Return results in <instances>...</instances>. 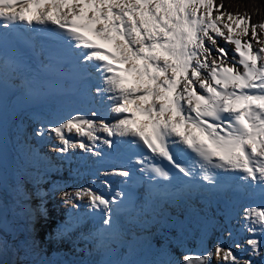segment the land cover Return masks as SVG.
Returning <instances> with one entry per match:
<instances>
[{
	"label": "snow or ice",
	"instance_id": "6c2138e0",
	"mask_svg": "<svg viewBox=\"0 0 264 264\" xmlns=\"http://www.w3.org/2000/svg\"><path fill=\"white\" fill-rule=\"evenodd\" d=\"M223 8L216 0H0V79L20 78L25 92L33 90L36 80L23 57L2 52L17 43L33 47L35 34L44 31L63 40L84 85L79 105L42 121L34 136L55 140L59 158L78 149L82 160L119 162L103 172L96 167L88 187L61 192L73 209L87 199L90 215L99 216L101 241L119 233L117 216L132 204L135 163L155 174L149 183L203 180L205 191L230 196L222 222L213 226L232 244L185 256L184 264H212L214 257L222 264H264V21ZM149 159L161 164L149 166ZM46 176H37L39 203L26 213L29 235L19 244L26 254L36 247L37 218L50 222L47 203L60 191L43 190ZM114 177L125 178V187L114 189ZM97 183L114 195L106 197ZM4 207L0 196V232ZM80 219L71 212L46 238L69 241ZM244 234L243 242L236 238ZM6 247L0 235V256Z\"/></svg>",
	"mask_w": 264,
	"mask_h": 264
},
{
	"label": "bare ground",
	"instance_id": "6f19581e",
	"mask_svg": "<svg viewBox=\"0 0 264 264\" xmlns=\"http://www.w3.org/2000/svg\"><path fill=\"white\" fill-rule=\"evenodd\" d=\"M220 43L222 45L224 44L222 40ZM226 47L229 49V59H231V50L234 46L228 44ZM42 100L43 103L35 110H27L22 114L15 116H11L8 113L5 115L8 131L7 135L12 148L11 154L14 168L11 172V178H9L5 184L0 183V196H2L5 205L4 212L8 215H12L15 219L18 237L15 240H11L9 239V235L3 230L0 232V235L3 236L7 247L9 246L8 248L10 252H13V246L11 244H17L19 247L20 242L29 235L26 227L28 224L26 210H31V207L35 205V200L38 198L32 196L33 198L29 199L27 187L31 182L37 180L36 178L38 175L53 174L60 178L58 179L59 183H62L63 186L59 187L60 192L57 191L58 193L55 194V200L57 197L61 198L60 195L62 191H71L79 187H88L90 184L87 177L82 174L75 175L73 179L65 177L68 175V172H65L64 169H68L69 165L66 163H62V165H60L59 161L56 160V156L53 158L52 155H49V152L50 154L53 152V145L58 147L57 142L55 140L45 142L44 140H39V138L34 136V129H36L42 121L47 122L52 117L57 116L58 114H66L69 111L68 108L63 107V102H56L52 97H48L47 99L32 98V101L35 103ZM30 136L32 138L30 143H28ZM26 139L27 142L25 141ZM99 186L102 187L101 184H99ZM193 199L195 198L192 196L191 200ZM195 201L196 203H192V201L191 203H184L183 201V203L179 204V207L177 208H170L168 206H157L153 208L142 207L139 211H137L135 216L127 217L125 222L120 226L119 233L109 237L111 238V242H108L103 246L108 247L110 245H115V247L117 246L118 248L113 252H107L103 247L102 249L98 248L97 250L102 252V254L98 256V259L94 258L92 260H97L96 264H115L116 258L123 251V249L125 250L126 248H130V245H134L136 247L141 246L142 248L143 245L140 244V241L145 236H149V238L154 241L155 235L158 233L160 226L171 224L175 225L181 221H193L196 223L195 225L198 226L199 230L202 231L198 232L196 236L193 233L181 235L178 237V242L189 244L192 241H195L194 246H198L200 240L203 239L207 245L212 246L213 248H215L217 243H223L226 246H230L232 244V240L226 238V236L218 228L213 226L214 221L222 222L223 213L230 203V196H225L223 202L221 201L218 206L212 205L211 203L203 205L201 201ZM77 203L81 204L79 209H73L71 205L66 204L64 206L59 205V207L69 210L70 214L74 211L80 213L81 219L78 233L81 235L79 236L78 233H74L73 235L82 238V240L86 239L87 243H94L92 239H94L95 234L92 229H84V227H88L85 224L86 218L83 211V208L87 205V199L85 198L84 201H77ZM54 206L56 207L58 205L55 203ZM138 215H140V217H138ZM53 216L54 217L52 218H54L55 221H59V211L55 212ZM89 226L91 227L90 224ZM36 227L37 225L35 224V228ZM22 228L25 232H23ZM205 229L206 231L203 232ZM85 231L87 233H85ZM89 235L91 238H87ZM117 238L119 239L117 240ZM238 238L241 242H243V239L246 238V234ZM126 240H129V242ZM37 250H35L34 254L42 255L44 250ZM234 250L239 252V250ZM204 254L206 253L204 252ZM4 256H6L7 261L9 256H7V252L5 250L3 255L0 256V264H7L3 259ZM245 259H247V256H245ZM220 264H222V262H220Z\"/></svg>",
	"mask_w": 264,
	"mask_h": 264
},
{
	"label": "rangeland",
	"instance_id": "374dc122",
	"mask_svg": "<svg viewBox=\"0 0 264 264\" xmlns=\"http://www.w3.org/2000/svg\"><path fill=\"white\" fill-rule=\"evenodd\" d=\"M225 22L226 23L228 22L227 18H225ZM249 38L250 37H246L244 39H249ZM46 179L48 180V182L43 183L42 188L44 191H50L51 187L49 186L57 185L59 181L58 179L60 178L57 177L56 175H53L51 177H46ZM34 182L35 183L33 184L30 183V185L27 187L28 197H32L34 196V194H36L35 192L37 188V180ZM31 185L34 186L32 187ZM32 190L35 191L33 192ZM59 202L62 203V200L60 197H57L55 203L58 206H56L54 211L52 212L50 209H52L55 203L53 204L51 202V199L48 200L47 208L50 217V222L44 221L42 218H41L42 220L40 218H37V221L35 223L37 227L35 228V233H34L36 247L34 249L29 250L26 254L24 250L19 249L17 244L15 245L11 244L13 246L12 247L13 252L9 251L8 248L9 246L5 248V251L7 252V256H9V259H7V261H6V256H4L3 259L5 263L7 264H96L97 263V260L93 261L92 259L94 258L98 259V255H101L102 252H100L99 254L93 251V249H98L97 245L92 243H90V245H86L89 244L87 243L86 239L81 240L82 238L80 237L71 236L69 241L58 243L55 241H50L49 239L46 238L47 233L51 232L55 226L56 221L54 220V218H52L54 217L53 215L55 212L59 211V218H60L59 220H61L60 212L61 209L63 208L59 207L60 205ZM38 203H39V199L35 200V205H33L31 209L35 207ZM27 211L28 209L26 210V212ZM195 224L196 223L193 221H188V222L181 221L175 225L171 224V225L160 226L158 233L155 235L154 241H152L149 238V236H145L140 241V244L143 245L142 248L141 246L136 247L134 245H130V248H126L125 250L123 249V251L118 255L116 259V263L168 264V262L174 261L177 262V264H184L185 256L195 257L197 255H200L202 252L203 253L205 252L207 254V252L213 251L214 248L212 246L207 245V243L203 239L200 240L198 246L196 245L194 246L195 241H192L189 244L178 242V237H180L181 235L193 233L196 236L198 232L202 231L199 230L198 226ZM166 226H171V227H166ZM84 229L87 228L84 227ZM205 231L206 229L203 230V232ZM23 232H25L24 229ZM85 233L87 232L85 231ZM87 238H91V236L89 235ZM126 241L129 242V240ZM114 248L117 249L118 247L111 246V248H107V250L114 251L116 250ZM37 249L44 250L42 252V255L34 254L35 250ZM220 262L221 261L215 257L212 260V264H220Z\"/></svg>",
	"mask_w": 264,
	"mask_h": 264
},
{
	"label": "trees",
	"instance_id": "16d2710c",
	"mask_svg": "<svg viewBox=\"0 0 264 264\" xmlns=\"http://www.w3.org/2000/svg\"><path fill=\"white\" fill-rule=\"evenodd\" d=\"M217 4H223L228 12H248L251 14V22L264 21V0H216Z\"/></svg>",
	"mask_w": 264,
	"mask_h": 264
},
{
	"label": "water",
	"instance_id": "95a60500",
	"mask_svg": "<svg viewBox=\"0 0 264 264\" xmlns=\"http://www.w3.org/2000/svg\"><path fill=\"white\" fill-rule=\"evenodd\" d=\"M3 229L6 231V233L11 235V240H15L18 237V230L15 224V219L12 215H8L6 212H4Z\"/></svg>",
	"mask_w": 264,
	"mask_h": 264
}]
</instances>
